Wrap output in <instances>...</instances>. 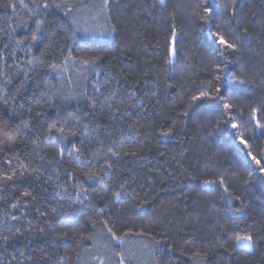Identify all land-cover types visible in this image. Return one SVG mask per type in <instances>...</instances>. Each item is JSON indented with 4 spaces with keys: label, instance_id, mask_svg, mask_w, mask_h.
<instances>
[{
    "label": "trees",
    "instance_id": "trees-1",
    "mask_svg": "<svg viewBox=\"0 0 264 264\" xmlns=\"http://www.w3.org/2000/svg\"><path fill=\"white\" fill-rule=\"evenodd\" d=\"M257 119L264 0H0V264H264Z\"/></svg>",
    "mask_w": 264,
    "mask_h": 264
},
{
    "label": "snow or ice",
    "instance_id": "snow-or-ice-1",
    "mask_svg": "<svg viewBox=\"0 0 264 264\" xmlns=\"http://www.w3.org/2000/svg\"><path fill=\"white\" fill-rule=\"evenodd\" d=\"M162 2H163V0H162ZM106 5H107V0H105V7H106ZM45 7H47V5H45ZM204 12L208 14V16L205 17V21L209 22V17L212 13V8L211 7L205 8ZM38 30H39V26H38ZM112 30L115 31V29H112ZM215 42L220 44V45H223L225 48H228V49H235L236 48L235 44L229 43L227 40L224 39L223 36L219 35L218 33L216 34ZM172 55L173 56L175 55V49L174 48L172 49ZM84 62L87 63L88 61H84ZM169 63H171V61H169ZM217 79H219V77H217ZM241 82H243V81H241ZM214 91L216 94H219L221 90L219 88H215ZM213 98L214 97L209 92H201L199 96H194L192 99H193V101H197V100H202V99H209L210 100ZM224 107L230 108L231 106L228 104H225ZM185 115H187V113H185ZM255 125L258 128L264 129V124H261L258 119L255 120ZM232 126L234 128L237 127V125H235V124H233ZM60 131L63 132L64 129H60ZM69 131H71V130H69ZM170 131L171 130H169L167 132H162L161 134L164 136H168L170 134ZM240 144L244 145L245 147H248V141L243 139V137H240ZM246 155L249 156L251 158V160L255 162V164L259 168V171L264 172V164L261 163L260 159H257V157L255 155H252L251 151H248L246 153ZM9 163H10V161H9ZM4 175H5V179H11V176H8L6 173ZM211 183H214V181H205V184H211ZM225 190L227 191V189H225ZM24 195L27 196V195H30V193L26 192V193H24ZM116 195L119 196V193H116ZM117 239H120V238L117 237ZM233 240L237 246L250 247L253 244V236L250 234H245V235L237 234L233 237Z\"/></svg>",
    "mask_w": 264,
    "mask_h": 264
}]
</instances>
